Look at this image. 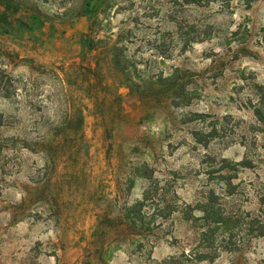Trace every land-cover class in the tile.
Masks as SVG:
<instances>
[{"label": "rangeland", "instance_id": "rangeland-1", "mask_svg": "<svg viewBox=\"0 0 264 264\" xmlns=\"http://www.w3.org/2000/svg\"><path fill=\"white\" fill-rule=\"evenodd\" d=\"M0 264H264V0H0Z\"/></svg>", "mask_w": 264, "mask_h": 264}]
</instances>
